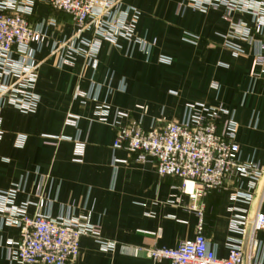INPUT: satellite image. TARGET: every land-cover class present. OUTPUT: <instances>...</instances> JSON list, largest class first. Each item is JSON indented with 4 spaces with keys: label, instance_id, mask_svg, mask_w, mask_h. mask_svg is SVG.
Here are the masks:
<instances>
[{
    "label": "crops",
    "instance_id": "crops-1",
    "mask_svg": "<svg viewBox=\"0 0 264 264\" xmlns=\"http://www.w3.org/2000/svg\"><path fill=\"white\" fill-rule=\"evenodd\" d=\"M117 1L134 21L137 37L156 40V48L147 57L122 39L116 45L103 41L95 68L79 56L61 68L60 56H51L50 48L33 46L40 63V104L30 115L2 107L0 191L20 186L15 203L29 213L98 227L100 241L81 238L76 264H170L150 259L147 251L176 250L194 240L200 215L190 209L179 179H162L153 163L114 149L115 125L125 122L118 114H128L148 131L183 121L189 106L224 108L237 124L240 162L264 166V76H250L254 47L229 37L238 22L252 27L251 16L233 13L228 21L223 9L202 12L192 0ZM28 19L51 42H62L75 30L72 19L46 0L36 2ZM187 34L199 41L189 43ZM229 42L242 53L234 56ZM78 89L94 99L75 101ZM103 111L106 123L100 120ZM69 116L79 118L76 127L66 124ZM19 136L26 138L23 148L16 146ZM76 139L85 145L81 163L74 158ZM259 186L251 190L247 178H231L202 201L204 236L219 259L225 260L232 246L244 249L248 227L234 233L233 220L264 214L263 187L255 202ZM239 192L251 201L235 200ZM18 239L19 230L0 218V264H18L9 261L6 247ZM247 250L264 261V231L251 237Z\"/></svg>",
    "mask_w": 264,
    "mask_h": 264
},
{
    "label": "built area",
    "instance_id": "built-area-1",
    "mask_svg": "<svg viewBox=\"0 0 264 264\" xmlns=\"http://www.w3.org/2000/svg\"><path fill=\"white\" fill-rule=\"evenodd\" d=\"M38 0H0V114L5 105L24 115L37 112L40 96L36 93L40 63L36 60V49H51V56H60L59 66L72 64L70 57L79 56L87 66L95 68L101 42L113 45L119 40L136 46L145 56L156 48V40L147 41L137 37L134 21L117 0H46L49 6L67 14L75 26L74 32L62 42H51L29 22ZM191 6L205 12L223 9L225 19L231 21L233 13L252 17V27L238 22L232 26L229 37H237L254 47L250 76H264V0H192ZM90 34V37L86 35ZM186 40L196 44L199 37L187 34ZM227 46L234 56L242 50L232 43ZM161 62L169 64L167 58ZM94 99L92 93L78 89L74 100L86 103ZM100 120L106 123L103 111ZM118 118L114 149L135 155L139 163H153L160 178H177L182 182L181 193L191 202L190 209L197 211L201 221L192 241H185L176 250L153 248L147 251L154 261L170 264H264L239 246L229 248L228 257L221 260L204 236L202 223V201L212 190L224 187L231 178H247L251 190L264 180V166L254 163L242 164L236 143L237 124L233 114L224 109L204 106H189L186 117L178 123H169L163 128L154 125L144 130L139 122L125 113ZM79 118L69 116L66 124L76 127ZM3 138L0 119V142ZM55 141L70 140L65 137ZM71 141V140H70ZM75 144L74 158L81 163L85 145L79 140ZM26 138L19 136L16 146L23 148ZM264 188V183H263ZM21 187L0 191V218L10 227L19 230L18 241L6 243L9 261L18 264H76L80 240L92 237L100 241V229L70 218L53 220L47 215L29 213L27 206H18L15 197ZM235 200L251 201L252 196L236 193ZM197 203H200L196 206ZM250 227V236L264 231V214L256 213L252 221L237 218L231 223V231L244 234ZM109 246L108 248H110Z\"/></svg>",
    "mask_w": 264,
    "mask_h": 264
},
{
    "label": "water",
    "instance_id": "water-1",
    "mask_svg": "<svg viewBox=\"0 0 264 264\" xmlns=\"http://www.w3.org/2000/svg\"><path fill=\"white\" fill-rule=\"evenodd\" d=\"M263 183H264V180H262L261 183H260L259 190H258V193H257L258 194V198H256L255 202H257L258 199H259V196H260V193H261V190H262V187H263ZM252 220H253V218H251L249 221H252ZM250 239H251L250 227L248 226V232L246 234V242H245L244 249H243L244 252H246L247 249H248Z\"/></svg>",
    "mask_w": 264,
    "mask_h": 264
}]
</instances>
